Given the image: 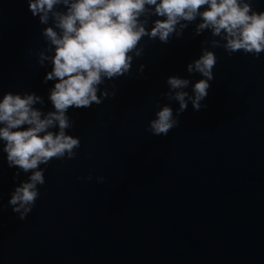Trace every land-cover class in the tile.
<instances>
[{"label": "water", "instance_id": "water-1", "mask_svg": "<svg viewBox=\"0 0 264 264\" xmlns=\"http://www.w3.org/2000/svg\"><path fill=\"white\" fill-rule=\"evenodd\" d=\"M253 8L264 11V0ZM197 22L168 44L143 38L130 74L106 81L114 97L68 110L81 146L75 159L41 165L46 182L23 221L8 205L17 169L0 151V264H264V52L209 46L217 64L207 108L189 102L167 136L148 131L157 102L179 107L160 95L169 76L189 79L190 95L203 78L186 71L213 39L193 36ZM47 26L26 0H0V97L35 92L45 113L54 82L43 83L51 65L37 54Z\"/></svg>", "mask_w": 264, "mask_h": 264}, {"label": "clouds", "instance_id": "clouds-1", "mask_svg": "<svg viewBox=\"0 0 264 264\" xmlns=\"http://www.w3.org/2000/svg\"><path fill=\"white\" fill-rule=\"evenodd\" d=\"M41 25L46 47L38 52V64L50 62L43 83L53 81L48 100L54 110L46 113L36 105L44 100L35 92H4L0 97V151L9 168H16L8 205L23 221L31 213L45 184V168L53 159H75L81 146L78 136L68 134L74 127L71 108H90L115 96L114 81L130 74L135 58L144 53L143 38L168 44L182 38L189 24L197 22L193 36L210 31L213 39L202 41L201 55L189 62L186 71L203 78L187 89L190 80L178 75L167 78L168 91L160 95L176 101L178 109L160 105L148 131L167 136L178 126L188 108L206 109L202 103L214 80L217 56L209 50L223 48L229 55L243 51L255 58L264 52V11L253 8V0H26ZM153 17H156L153 19ZM151 23V27L148 25ZM219 39H216V38ZM141 64L138 72H143ZM102 85L105 87L101 88ZM111 88V90H110ZM27 176L20 180L21 174ZM79 179V177H78ZM89 181L92 176L87 177ZM103 182L104 177H96ZM2 199V198H0ZM2 212V206H0Z\"/></svg>", "mask_w": 264, "mask_h": 264}]
</instances>
